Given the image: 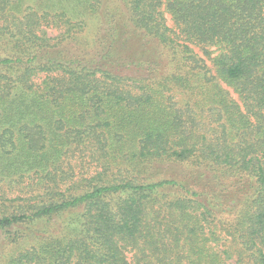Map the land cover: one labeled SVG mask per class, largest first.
Instances as JSON below:
<instances>
[{
    "label": "trees",
    "instance_id": "1",
    "mask_svg": "<svg viewBox=\"0 0 264 264\" xmlns=\"http://www.w3.org/2000/svg\"><path fill=\"white\" fill-rule=\"evenodd\" d=\"M0 4L4 174L55 166L56 143L106 157L131 145L129 162L150 166L142 180L100 176L33 215L0 217L12 244L27 221L76 211L81 222L69 238L32 232L33 247L0 252V264H264V0H126L127 11L112 15L106 0H80L100 16L99 61L58 59L52 42L71 38L79 22L52 38L62 15ZM177 47L170 73L163 60ZM174 91L189 102L171 104ZM223 241L232 246L219 252Z\"/></svg>",
    "mask_w": 264,
    "mask_h": 264
},
{
    "label": "rangeland",
    "instance_id": "2",
    "mask_svg": "<svg viewBox=\"0 0 264 264\" xmlns=\"http://www.w3.org/2000/svg\"><path fill=\"white\" fill-rule=\"evenodd\" d=\"M80 0H15V4H23L22 10L37 13L39 15L49 13L51 15H62L63 24L59 23V30L56 28H49L48 33L52 38L58 37L61 33H64L66 22L69 19L77 24H72L75 28L73 30L71 38L61 37L58 40H54L52 43L60 44L57 50L60 52L58 59L70 60L73 57L78 60H86L87 57L98 58L99 41L101 37V20L100 16L86 11L79 4ZM126 0H106V11L112 15L115 13L126 12L127 8L125 5ZM1 5V4H0ZM164 9V8H163ZM7 12H3L0 7L1 17H6ZM165 18L167 24L174 31H177L172 16L165 12ZM80 25L79 27L77 25ZM68 29V28H67ZM15 31L16 28L13 26L9 31ZM60 37V36H59ZM134 45V42L131 43ZM195 54H199L203 57V52L198 47H192ZM4 51V47L0 48ZM183 49L177 47L176 49L168 50L167 57L164 58L163 62L170 68V73L177 67V57ZM177 53V54H176ZM1 54V52H0ZM4 55V54H3ZM2 55V56H3ZM214 56V55H213ZM99 61V58L97 59ZM162 62V61H161ZM207 64L209 69L215 74V69L212 63L208 60ZM44 80V76H40L36 79L37 84H41ZM170 87V86H168ZM231 91V97L234 100H238V96ZM171 104L176 105L178 103H186L188 97H184L179 92H169ZM173 97V98H172ZM61 146V154L58 160H56L55 166H52L45 171L35 169L26 171L25 176L11 177L4 174L6 171L3 170L0 163V217L12 216V215H33L34 211L39 205H43L54 198L55 193H82L87 189L83 186L87 184L88 180L95 179L93 185L100 184V176L104 178L102 180L110 181L111 175H118L119 178L126 177L133 180L144 179L150 174V166L147 164L136 165L129 162V153L133 150L129 145L126 150V155L118 153L117 155L106 157L102 154H95L89 151L85 146L77 143H56ZM118 147V143L115 144V150ZM124 155V156H123ZM103 159H109L104 161ZM105 168V169H104ZM107 170V171H106ZM154 170V169H153ZM105 171V172H104ZM141 171V173H139ZM148 172V173H147ZM167 172L165 169L161 170V174ZM14 173L16 171L14 170ZM104 173V174H101ZM147 173V174H146ZM80 216L74 211L68 215L56 216L48 219H40L37 221H27V225L22 226L23 238L19 243L12 244L8 242L7 234L0 232V252L3 253V257L8 254H17L20 251L30 249L34 245L35 239L28 238L32 232L37 233H54L59 238L64 235H68V238L81 233L80 227ZM13 232L15 229H12ZM32 230V231H31ZM224 237V236H223ZM9 244V246L7 244ZM223 241L220 244L219 252L228 249L232 244H224ZM135 253L129 254V260L134 259ZM186 262V261H185ZM231 264L233 262L231 261Z\"/></svg>",
    "mask_w": 264,
    "mask_h": 264
}]
</instances>
